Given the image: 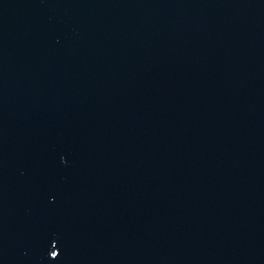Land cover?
Instances as JSON below:
<instances>
[{"label":"water","instance_id":"water-1","mask_svg":"<svg viewBox=\"0 0 264 264\" xmlns=\"http://www.w3.org/2000/svg\"><path fill=\"white\" fill-rule=\"evenodd\" d=\"M0 264H264V0H0Z\"/></svg>","mask_w":264,"mask_h":264}]
</instances>
